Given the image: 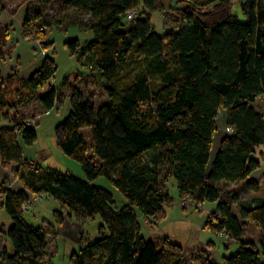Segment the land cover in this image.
I'll list each match as a JSON object with an SVG mask.
<instances>
[{"label": "trees", "instance_id": "16d2710c", "mask_svg": "<svg viewBox=\"0 0 264 264\" xmlns=\"http://www.w3.org/2000/svg\"><path fill=\"white\" fill-rule=\"evenodd\" d=\"M183 2L175 8L174 26L158 35L151 24L157 0L65 1L67 9L87 18L91 39L83 45L68 40L64 46L103 80L108 99L95 109L81 90L69 89L68 112L54 128L56 148L79 163L83 179L43 170L22 157L20 142L31 145L34 128L16 121L0 125V166L12 164L21 186L14 190L6 177L0 181V207L11 220L0 232L12 247L11 254L2 249V264H41L46 257V230L22 216L30 195L58 202V224L63 213L80 222L100 218V236L71 252L67 264H187L180 245L142 237L135 213L153 226L164 218V206L171 203L163 188L168 178L175 180L178 196L196 207L215 203L204 227L237 245L219 263L203 264H264V198L239 201L234 211L219 188L238 182L258 191L250 177L261 168L255 150L264 147V118L251 105L264 99V0H243V22L232 14L231 0ZM128 11L136 13L131 22ZM5 38L0 28V61ZM55 71L45 57L22 83L27 96L15 103L6 99L7 84L0 81V117L34 99L45 111L54 108L62 101L61 88L49 83ZM92 77L70 70L62 86ZM44 86L46 93L38 96ZM220 111L224 129L231 132H225L210 160ZM98 177L121 194L122 206L92 184ZM248 223L258 230L257 242L244 238Z\"/></svg>", "mask_w": 264, "mask_h": 264}, {"label": "rangeland", "instance_id": "374dc122", "mask_svg": "<svg viewBox=\"0 0 264 264\" xmlns=\"http://www.w3.org/2000/svg\"><path fill=\"white\" fill-rule=\"evenodd\" d=\"M66 0H0V28L5 32V43L2 46V59L0 63V81H4L6 99L13 103L19 102L20 97L27 96L22 83L30 72L38 69L45 57L51 59L56 66L50 85L61 88L62 101L57 103L51 110L41 108L39 101L34 99L29 103L18 106L15 110H9L7 116L0 117V125H13V121L26 123L36 131V140L31 145L20 142L22 157L28 162H34L41 169H56L61 172H69L83 179L79 163L68 158L55 146L54 128L62 121L68 112L69 89L78 88L96 109L101 103L107 101V91L103 86V80L91 71L87 64H81L77 56L68 53L64 43L76 39L81 45L91 39L90 33L85 27L87 18L65 7ZM184 0H157V10L151 13V24L158 35H162L165 29L174 26L176 14L175 8L180 7ZM243 0H231V12L243 22L240 4ZM27 29L24 28L25 20ZM43 22H46L47 25ZM37 23H39L37 25ZM27 34V36H25ZM43 41V43H42ZM48 43H45V42ZM79 70L81 73H92V78L75 83L67 82L62 86L64 76L70 70ZM13 78L10 80V78ZM10 81V82H9ZM47 91L44 86L38 91L42 96ZM264 118V99L259 97L251 105ZM219 112L218 124L220 123ZM225 130V129H224ZM82 133H89L88 129ZM255 156L260 160V171L253 179L258 184V191L246 190L242 183L220 184V192L223 198L231 201L234 211L239 201H255L264 198V147L255 150ZM13 165L9 168L0 166V180L6 177L10 182V188L20 189V185L12 172ZM163 175V174H162ZM165 175V174H164ZM163 175V176H164ZM257 175V174H256ZM163 179V178H162ZM92 184L108 190L115 201V206L120 207L125 203L121 194L103 177H98ZM163 188L171 199L168 206H164V218L153 226L144 219L135 209L140 234L145 239L159 243L167 238L182 247V252L187 264H203L207 259L219 263L222 256L233 255L237 250L236 243L227 241L221 236H216L204 227L208 211L215 209V203L204 202L197 207L188 197H179L176 183L173 178L164 182ZM184 199V200H183ZM30 205L28 211L22 216L33 226H42L47 232L46 257L41 264H67L71 252L77 251L89 241L100 236L99 226L101 220L98 216L83 222L69 218L65 213L61 215L62 222L56 223L54 211L59 209L56 200L46 196H29L26 202ZM11 220L0 207V227L7 229ZM258 230L253 223H248L244 231L245 239L258 240ZM108 232L104 228L102 234ZM212 242L214 246H208ZM6 247L8 254L12 253V247L6 242L0 232V255ZM0 264L1 257H0Z\"/></svg>", "mask_w": 264, "mask_h": 264}, {"label": "crops", "instance_id": "0c3cea01", "mask_svg": "<svg viewBox=\"0 0 264 264\" xmlns=\"http://www.w3.org/2000/svg\"><path fill=\"white\" fill-rule=\"evenodd\" d=\"M72 12H75L73 10H71ZM79 15V14H78ZM80 16V15H79ZM82 16V15H81ZM80 16V17H81ZM31 74V72H30ZM219 116V114H218ZM224 127H225V115L224 113H222V115H220V123L218 124V118L216 119V132L214 134V137H213V142H212V149H211V153H210V160L213 159L216 151H217V148H218V145H219V142L220 140L225 136V130H224ZM257 174V175H256ZM259 173H254L251 175L250 178H254L256 176H258ZM1 181V180H0ZM220 184H223V183H220ZM164 186V185H163ZM207 212H210L207 210ZM214 246L212 242H209L208 246ZM217 263V261H215Z\"/></svg>", "mask_w": 264, "mask_h": 264}, {"label": "built area", "instance_id": "2783aa9c", "mask_svg": "<svg viewBox=\"0 0 264 264\" xmlns=\"http://www.w3.org/2000/svg\"><path fill=\"white\" fill-rule=\"evenodd\" d=\"M135 15H136V13H135L134 11H128V12L126 13V20H127L128 22H131V21L134 19ZM225 132H226V133H230V132H231V128L226 127V128H225ZM183 200H184V199H183ZM21 209H22V211H28V210L30 209V205L27 204V203H24V204L21 206ZM219 236L225 238V240L228 241V238H227L225 235L219 234Z\"/></svg>", "mask_w": 264, "mask_h": 264}]
</instances>
